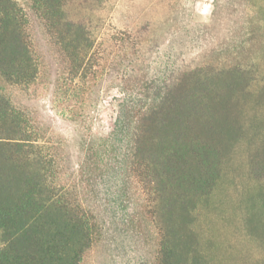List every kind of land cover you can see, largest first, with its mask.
<instances>
[{
  "label": "trees",
  "instance_id": "1",
  "mask_svg": "<svg viewBox=\"0 0 264 264\" xmlns=\"http://www.w3.org/2000/svg\"><path fill=\"white\" fill-rule=\"evenodd\" d=\"M70 1L0 0V264H82L101 233L84 199L86 181L115 161L157 221L156 264H215L196 247L191 222L222 178L230 117L257 80L255 70L206 65L130 89L123 81L140 65L138 38L124 30L96 33L70 18ZM35 22L58 58L60 98L84 94L104 72L122 81L114 87L126 95L113 130L86 142L71 181L60 143L14 99L16 87H30L40 75ZM250 176L264 209V153L251 161ZM256 222L264 228V217Z\"/></svg>",
  "mask_w": 264,
  "mask_h": 264
},
{
  "label": "rangeland",
  "instance_id": "2",
  "mask_svg": "<svg viewBox=\"0 0 264 264\" xmlns=\"http://www.w3.org/2000/svg\"><path fill=\"white\" fill-rule=\"evenodd\" d=\"M67 11L98 34L134 33L140 41V65L128 70L123 81L130 89L206 65L223 68L241 63L255 70L257 80L230 117L233 126L227 128L222 178L197 207L191 228L201 255L215 264L263 260L264 228L258 231L253 226L264 217V209L250 165L264 153V0H71ZM33 33L40 75L30 87H16L14 99L60 143L64 179L71 181L77 177L86 142L113 130L118 102L126 95L114 87L122 81L104 72L87 83L84 94L60 98L58 58L38 22ZM86 186L84 199L94 210L101 233L82 264H156L157 221L117 162L104 174L90 176Z\"/></svg>",
  "mask_w": 264,
  "mask_h": 264
},
{
  "label": "crops",
  "instance_id": "3",
  "mask_svg": "<svg viewBox=\"0 0 264 264\" xmlns=\"http://www.w3.org/2000/svg\"><path fill=\"white\" fill-rule=\"evenodd\" d=\"M18 1H23V0H18Z\"/></svg>",
  "mask_w": 264,
  "mask_h": 264
}]
</instances>
